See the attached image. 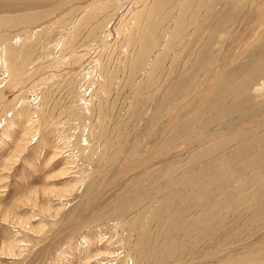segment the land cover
Masks as SVG:
<instances>
[{
    "label": "rangeland",
    "instance_id": "1",
    "mask_svg": "<svg viewBox=\"0 0 264 264\" xmlns=\"http://www.w3.org/2000/svg\"><path fill=\"white\" fill-rule=\"evenodd\" d=\"M83 1L0 13V264H264V0H149L145 54L105 58L101 99L86 58L41 79L74 56L55 44Z\"/></svg>",
    "mask_w": 264,
    "mask_h": 264
},
{
    "label": "bare ground",
    "instance_id": "2",
    "mask_svg": "<svg viewBox=\"0 0 264 264\" xmlns=\"http://www.w3.org/2000/svg\"><path fill=\"white\" fill-rule=\"evenodd\" d=\"M47 1L49 3L51 1L53 2V1H57V0H0V13H4L5 14V13H9V12H18V11L26 10V9H31V10L32 9H36V8H39V7L43 6L44 4H46ZM93 1H95V2H90V0H87V2L86 1H83L82 3H76L70 9L67 8L66 9L67 11L65 10L67 12L66 14H68L71 10H76V8L80 7V8H78L77 13L71 18V20L67 22V25L65 26V27H67L66 32L64 33V35H62L61 38H59L57 40V42H56L55 45L57 46L58 51H60V50H70V51L73 52L74 56H72L70 58L69 57V53H68L67 57L61 58L60 61H58V62H52V64L50 63L48 66H46V68L52 69V70H49V73L53 71L52 74L51 75L46 74L45 76L41 77V79L48 80L49 79L48 77H50L51 79H53V76L55 77V75H58L57 74L58 71H61V70L62 71H68L70 73L71 72L73 73V71L75 72V70H76V72H78V70H79L78 68L79 67L77 65H80L81 64L82 58H86V60L88 59V61H91L93 64H96V65L99 64V66H97V67H100L102 69V72L100 74L96 73L97 72L96 70H91V69L90 70H87V69L84 70V76L90 74L92 77L94 76V78H95L94 80H96L97 78L99 80H101V79L103 80V81H101V83H102L101 85L102 86L101 85H98L100 87H95L93 85V90H92L93 91V95L92 96H94V97H96L98 99L101 96L105 97L107 95V92H109V91H107L108 90V88H107V85L108 84H110V86H112L111 83H113V85L115 83L119 84L116 80H118L119 76L121 75L120 74V65H119V70H118L119 72H114V71L112 72V69L111 68L104 69L105 68L104 67L105 66V58L109 54L115 53L114 59L117 60L118 63H120L121 62V59L123 58V56H121L123 53H125L126 55H128L127 58H130V56H131V57H134L135 59L136 58H139L142 52L144 53V50L146 48L145 46H146L147 39L150 38V36L153 34V33L152 34H147V32L145 31V28L148 27L149 25L151 26V24L153 23V21L148 20V22H146L143 25L142 24L143 21L147 19V18H144L143 16L146 15V17H149L150 18L152 16V14L156 13V12H154V8L159 3L157 4V2H154V1H152V3H151L150 2L151 0L150 1L149 0H132V2H130L131 0L130 1L129 0H117V2H116V0H114L115 1L113 3V4H115L114 8L115 7H117V8H115L114 9V12L111 13L110 18H109V21H107L104 24H102L103 26L101 27V24L100 23H103L102 21H103V19H105L104 18V15L106 14V13L104 14L103 11H106L105 9L107 8V6L110 5L109 4V1L110 0H97V1L96 0H93ZM158 1L160 2V0H158ZM163 1H165V0H163ZM112 2H113V0H112ZM123 2H126V5L122 4ZM146 2H149V3L152 4V5L150 4V6H149V13H148V6L145 7V3ZM74 3H75V1H74ZM121 5H123V9H125V7L128 5V7L125 10V12L123 11L124 12V15L123 16H122V13H118L119 6L121 7ZM133 6L135 8H133ZM110 7H113V6H110ZM140 7L141 8L144 7V8L140 10L139 9ZM161 10H162V8H160V11ZM176 12H177V10H175L173 12V15L171 17L172 19L171 18L169 19L170 20V23H173L174 25L176 24V20L174 18V14ZM107 13H109V12H107ZM120 16H121V18H120ZM160 18H161V16H160ZM158 19H159V17H158ZM158 19H156V22H157ZM54 21L55 20H50V21L48 20L47 25L48 24H51V27L54 26L55 24H52V22H54ZM158 21L160 22V20H158ZM168 23H169V21H168ZM42 24H39V26H35V27H31L30 26V27L27 28V30L36 33L39 30H41L42 28H44V26L45 27L47 26L46 24H43V25ZM160 24H162V23H160ZM49 27H50V25H49ZM100 29H101V35H97L98 32H100ZM148 30H150V29H148ZM69 31H73V36H71L69 34ZM164 31H166V30L164 29ZM115 32H118V34L115 35ZM92 36H93V39H89L90 40L89 42L82 43V41H84L85 38H88V37L90 38ZM113 36L114 37L117 36V39L120 40L118 42H120L121 45H123V44L126 45L125 49L122 48L123 50H121L120 52H117L116 48L119 46L120 43L118 44V42L114 39ZM72 41H73V46L70 49H67L66 46L69 43H71ZM94 47L98 48V50L100 48H104L103 55L105 57L103 56L101 58L99 56V58L96 59L94 56H91V55H90V57H86L83 54L81 55L80 53H76L78 50H81V52H83L84 54H86L87 51L92 50ZM160 48L162 49V46ZM147 50H148V48H147ZM12 52L14 53V51L12 49H10L9 50V53L11 54ZM93 52H95V50H93ZM2 53H3V51H2ZM1 55H3V54H1ZM3 62H5V61H3ZM58 64H60V65L57 66ZM40 68H42V67H40ZM126 69H127V67H126ZM5 70H8V68L5 67ZM18 70H19L18 68H12V69H10L11 73L13 75H16V76H18V72H17ZM43 74H45V72ZM61 74H63V72ZM61 74H60V76H61ZM113 74H114L115 77L113 76ZM90 75H89V77H90ZM89 77H84V79L85 78H89ZM34 78H36V77H34ZM120 80H122V79H120ZM96 83L98 84L99 82L96 80ZM37 84H38V81H37ZM94 87H95V89H94ZM112 87H110V88H112ZM111 91H112V89H111ZM111 91H110V93H111ZM256 91H264V88L258 89V87H257V90ZM199 97H201V91L200 90L199 91L198 90H194L192 92V96H191L190 99L185 100L184 102H182L183 104L181 103V104H179L177 106V108L174 110L173 114H171L168 117V119H170V120H168L167 123L170 124L174 120H176L181 115V113L183 112V110L185 109V106L187 105V103L189 104L190 102L194 101L195 99H197ZM46 114H47V111H46ZM168 124H167V126H168ZM25 131H28V130L25 129ZM19 139H20V137H19ZM84 141L88 145V141L89 140L85 139ZM19 146L21 147L19 149L20 151H22V149H24L26 147L22 143ZM15 147L17 148V146H15ZM87 147H89V146H87ZM14 153H16V151H14ZM17 154H18V152H17ZM12 155L13 154H11L9 156L12 157ZM55 155H57V153L56 154L55 153L52 154L50 158H52ZM13 157H16V156H13ZM141 158H138L136 160L134 159L132 161L130 160V162H127V163L124 164L125 166H123V164H122V168L117 172V174L115 173L116 174V177L119 176V175L125 174L128 170H130V168L132 170L136 166L138 167L139 165L143 164ZM7 159H8V157H7ZM9 159H11V158H9ZM17 159H18V156H17ZM7 161H9V160H7ZM68 167L67 166H65V167L63 166L62 168H60L62 170L60 172H58V173H60V175L58 173L57 174L59 176H61L62 174L65 175L66 172L68 171L67 169H70ZM50 187L49 188H42L43 189L42 191H44V192H53L54 190L53 189H50ZM72 187H74V186H72ZM66 189H67V187H66ZM63 190L65 191V189H63ZM98 195L99 194L95 193L94 194V197H96ZM29 198H31V197H29ZM48 200L51 201L49 198H48ZM47 203H49V202H47ZM6 247L11 250V249H13L14 246L11 243L10 244L8 243L6 245Z\"/></svg>",
    "mask_w": 264,
    "mask_h": 264
}]
</instances>
